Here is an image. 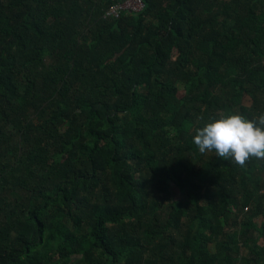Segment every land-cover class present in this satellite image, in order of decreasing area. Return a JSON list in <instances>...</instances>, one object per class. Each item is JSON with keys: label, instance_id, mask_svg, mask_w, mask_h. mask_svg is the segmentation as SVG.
I'll return each instance as SVG.
<instances>
[{"label": "trees", "instance_id": "trees-1", "mask_svg": "<svg viewBox=\"0 0 264 264\" xmlns=\"http://www.w3.org/2000/svg\"><path fill=\"white\" fill-rule=\"evenodd\" d=\"M118 1L0 0V264H264V0Z\"/></svg>", "mask_w": 264, "mask_h": 264}, {"label": "built area", "instance_id": "built-area-1", "mask_svg": "<svg viewBox=\"0 0 264 264\" xmlns=\"http://www.w3.org/2000/svg\"><path fill=\"white\" fill-rule=\"evenodd\" d=\"M145 9L143 0H120L109 6L103 15L105 20H117L124 13L139 14Z\"/></svg>", "mask_w": 264, "mask_h": 264}, {"label": "rangeland", "instance_id": "rangeland-1", "mask_svg": "<svg viewBox=\"0 0 264 264\" xmlns=\"http://www.w3.org/2000/svg\"><path fill=\"white\" fill-rule=\"evenodd\" d=\"M263 149H264V146H263ZM171 186H172V190L176 193L177 197H179L180 196L179 188H177L176 184L174 183H171Z\"/></svg>", "mask_w": 264, "mask_h": 264}]
</instances>
